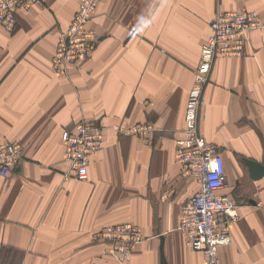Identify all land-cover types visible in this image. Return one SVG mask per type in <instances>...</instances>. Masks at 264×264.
<instances>
[{
    "label": "crops",
    "instance_id": "obj_1",
    "mask_svg": "<svg viewBox=\"0 0 264 264\" xmlns=\"http://www.w3.org/2000/svg\"><path fill=\"white\" fill-rule=\"evenodd\" d=\"M42 1L19 14L14 33L0 27V144L24 148L0 177V264H120L94 234L126 222L145 236L129 264H161L162 238L167 264H204L178 229L200 185L182 174L176 139L217 9L257 10L264 20V0H103L91 23L103 42L66 76L52 59L78 0ZM248 39L244 58L215 61L199 126L239 205L222 264H264V177L246 165L264 166V29ZM84 119L151 121L157 132L147 142L109 130L88 180L65 181L62 132Z\"/></svg>",
    "mask_w": 264,
    "mask_h": 264
},
{
    "label": "built area",
    "instance_id": "obj_2",
    "mask_svg": "<svg viewBox=\"0 0 264 264\" xmlns=\"http://www.w3.org/2000/svg\"><path fill=\"white\" fill-rule=\"evenodd\" d=\"M35 0H0V22L13 21V8L29 4ZM98 0H82V8L75 21L64 33L55 60V68L60 71L65 63H74L95 48L99 39L96 31L85 25L96 9ZM264 26L262 17L256 11L241 13H221L213 23L214 36L206 46V61L197 74V87L192 91L182 137L178 140L177 161L185 176L199 181V191L190 197L182 207L180 232L191 249L202 253L204 264H222L219 256L221 247L232 242V224L239 219V205L236 200L224 193L227 186L225 161L218 148L209 143L196 127L198 111L204 104L202 98L206 73L211 65L212 56L217 49L229 55L244 50L248 30ZM153 131L150 126L136 128V132L147 137ZM102 139L100 129L85 125L82 137H70L69 157L74 161L75 170L81 179L88 174V157L95 153ZM19 156V147L8 144L0 153L1 175L7 176L10 165ZM114 231L118 237H114ZM111 237L120 241L122 258H129V243L140 239V231L132 225H124L110 231ZM126 246L127 249H124Z\"/></svg>",
    "mask_w": 264,
    "mask_h": 264
},
{
    "label": "rangeland",
    "instance_id": "obj_3",
    "mask_svg": "<svg viewBox=\"0 0 264 264\" xmlns=\"http://www.w3.org/2000/svg\"><path fill=\"white\" fill-rule=\"evenodd\" d=\"M102 1L103 0H98L97 1V3H96V9L93 12V15L90 17L89 21H87L86 22V25H85L89 30L96 31L97 34H98L99 39H98V41L96 43L95 48L92 49L91 52L88 55H86V56H84V57H82V58H80L78 60H75L74 63H71L69 65H67L68 63H65L64 66H63V68L60 69V71H59V70H57L55 68L56 56H57V53H58L59 46L63 42L64 33L69 28V26L73 23V20L75 21V19L77 18L78 14L81 11V8H82V0H78V8H77V10H76V12H75V14H74V16L72 18L71 23L68 25V27H66L65 29H62L61 30L60 38H59V41L57 43V46H56V49H55V52H54V55H53V59H52V69H53V71L56 74L65 75V76L68 75L69 72H70V67L72 65L77 64L79 62H84V61H87V60L91 59L94 56V54L96 53V51L98 50L99 46L103 42L104 36L102 35V33H100L98 30H96L94 27H92L91 26V23L95 19L96 15H97L98 6H99V4ZM42 4H43V1L42 0H35V1L31 2V3H29V4L16 5L13 8V11H12V13H13V21L10 22L9 24H5L3 22H0V27L3 28L8 33H11V34L14 33L16 31V29H17V26H18V17H19V14L21 12L25 11V10H28L29 8H31L33 6H38V5H42ZM244 11H256V12H258L257 10H250V9H243V10H222V9H217V11H216V13L214 15V18H213V20L210 23V35L208 36V38L206 39V41L203 43V45L201 47L200 61H199L198 66L194 70V84H193L192 90L190 91L189 98H188V102H187V105H186L185 126L183 127V129L181 131V136H179L176 139V157H177V151H178V146H179L178 140L182 137L183 130L185 129V127L187 125V121H186L187 106H188V103H189V100H190L192 91L197 87L196 77H197V74L200 72V69H201L202 65L206 61V55L207 54L205 52V48L210 43V40L214 36L213 23L216 21L218 15L221 14V13H241V12H244ZM259 15H260V13H259ZM259 29H264V26L262 25L260 28L250 29V30L247 31L246 36H245L244 50L242 49V51L239 54L229 55L226 52H224L222 49H217L215 51V53L213 54L212 61H211V65H210V67H209V69H208V71L206 73V82H205V84L203 86V90H202V98L201 99H203L204 104L200 106L199 111H198V116H197L196 127L198 128V131L199 132H200V127L199 126H200L202 112H203L204 107L206 105L205 91H206V87H207V85H208V83L210 81V77H211L212 70L214 68L215 61L219 57H231V58H238V59L244 58L246 56V49H247V45H248V41H249V39H248L249 33H251L252 31L259 30ZM85 125H90V126H93V127H96L98 129H100L101 132H102V139H101L100 146H99L98 150L95 153L91 154L88 157V161H87V169H88L87 174H88V176H87V178L86 179H81L77 175L76 170L74 168L75 167L74 161L69 157V150H70V143L69 142H70V137H82L84 135ZM141 126H150V127H152L153 131L147 137L141 136V135H139L136 132V128L141 127ZM109 130H112L115 133H117L118 135H122V136L139 137V138H141V139H143V140H145L147 142L151 141L154 138L155 133L157 132L156 131V126L151 121H146V122H141V123H135V124H122V123H119V124H114V125H111V126L105 125L102 121H99V120L84 119V120L80 121L79 123H77L73 127L69 128V129H65L62 132V139H63V141H64V143L66 145L65 153H64V158H63V164L66 166V170L63 172V176H64L65 181H69V180L86 181V180H88V177H89V168H90L91 161H92V159L94 157L98 156L101 153V151L103 150L104 144H105V141H106V135H107V132ZM8 144H13V145H16V146L19 147V156L15 160H13L11 162L10 172L5 177L1 175V170H2L1 169V166H2V163L0 162V177H2L3 179L9 178L11 176V174L13 173L15 167L24 158V148H23V146L21 144H19V143H15V142H3V143H1L0 144V153L3 152L4 147L6 145H8ZM182 174L184 175V173H182ZM186 177H189V176H186ZM166 198L167 197L165 196L164 199H166ZM183 205H182V207H183ZM181 213H182V211H181ZM180 219H181V216H180ZM127 224L136 227L140 231V235L141 236H140V239L139 240L129 243V249L127 250V252L130 255L129 258H127V257L126 258H122V253L124 252L123 249H122V247H121V244L122 243H120V241H118L116 238L111 237L110 231L112 229L116 230L119 227L124 226V225H127ZM178 229L180 230V222H179ZM115 233H116V231H114V233H113L114 234V237H118V235H116ZM144 238H145V236H144V234L142 232V229L138 225H136L134 223H130V222L118 223V224H108V225H106L105 227H103L101 230H99L98 232H96L94 234V239H96L97 241L105 242V243H107L109 245V248L112 251V254L117 258V260L119 261L120 264H129L131 262V260L133 258V253H134L135 247L138 244H140L144 240ZM124 249H127L126 246H124Z\"/></svg>",
    "mask_w": 264,
    "mask_h": 264
},
{
    "label": "water",
    "instance_id": "obj_4",
    "mask_svg": "<svg viewBox=\"0 0 264 264\" xmlns=\"http://www.w3.org/2000/svg\"><path fill=\"white\" fill-rule=\"evenodd\" d=\"M246 165L249 168L250 175L255 178L264 177V166L260 163L246 160ZM160 255H161V264H167L165 249H164V239L162 238L161 246H160Z\"/></svg>",
    "mask_w": 264,
    "mask_h": 264
}]
</instances>
